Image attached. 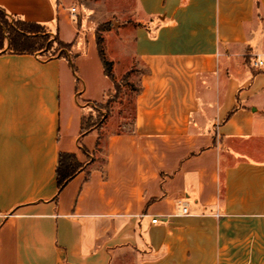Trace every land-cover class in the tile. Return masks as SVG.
<instances>
[{
  "label": "crops",
  "instance_id": "crops-1",
  "mask_svg": "<svg viewBox=\"0 0 264 264\" xmlns=\"http://www.w3.org/2000/svg\"><path fill=\"white\" fill-rule=\"evenodd\" d=\"M123 2L118 54L101 32L115 81L138 68L130 122L113 102L82 133L114 90L106 18L85 0L79 24L78 0H0L50 41L2 38L0 264H264V0ZM60 152L83 167L58 190Z\"/></svg>",
  "mask_w": 264,
  "mask_h": 264
},
{
  "label": "rangeland",
  "instance_id": "rangeland-1",
  "mask_svg": "<svg viewBox=\"0 0 264 264\" xmlns=\"http://www.w3.org/2000/svg\"><path fill=\"white\" fill-rule=\"evenodd\" d=\"M86 3L85 5L88 6L91 11H89L88 14H92L89 18V21L91 23H94L96 20L92 17L93 14H95L94 12H96V17L98 19H103L106 18V20L102 23H99L95 29H94V35L96 33V30L98 28V26L103 25L104 29H110V32H107L105 34L106 36V50L105 53L106 55H108V57H112V53L114 54H118L120 52L119 50V46H117L114 43L113 38H115V33L118 35L123 34V36L125 37L126 34H130V29L131 26L135 25V21L131 20V19H126L127 17H123V15L121 14H117V12L119 11V9L122 7V5L124 4V0H105V3L100 4L103 0H85ZM84 0H78V3L76 5V20L79 23L82 22V17L86 15L85 9L82 8V4H83ZM99 5V6H98ZM97 7V8H96ZM112 14H116V15H112ZM101 36H102V32H100ZM1 36V35H0ZM103 38V37H102ZM47 37H44V44H50V41H46ZM48 40V39H47ZM129 44V43H128ZM3 46V41L0 38V48ZM61 48V46L59 44H54V46H52L48 51H46V55H52V54H56L58 53L59 49ZM124 52L128 53L130 52L131 46L125 44L123 46ZM112 52V53H111ZM122 52V51H121ZM122 65H119L117 68L114 69L115 74H118V72H120L122 70ZM134 71H138V68L134 66H132L126 73L127 76L125 78H123V76L116 81L118 83V92H117V96L116 98H114L110 103H109V107L108 109L104 108L103 106L101 107V110H97V112L94 114V116H91V119L88 120V123H93L95 122L98 118L101 117V115H104L109 113L110 111V107L111 104L113 102H119L121 104H123L125 106L124 111H125V117L128 118L126 121L123 122H130V118H131V106L133 103V98L134 95L136 94V91H138V79H137V75L138 73L135 72V77L131 76V72ZM132 78V79H130ZM131 80V81H130ZM104 114H103V113ZM123 127H127V125L125 124Z\"/></svg>",
  "mask_w": 264,
  "mask_h": 264
},
{
  "label": "trees",
  "instance_id": "trees-1",
  "mask_svg": "<svg viewBox=\"0 0 264 264\" xmlns=\"http://www.w3.org/2000/svg\"><path fill=\"white\" fill-rule=\"evenodd\" d=\"M26 29L40 31L39 26L22 23V22H15L9 23L7 18L4 16L3 12L0 10V38H3L4 32L7 34V38L9 40V46L14 50H31L32 48L38 46L43 47L44 45V38H41V42L38 41V44L35 45V42L38 40L37 37H30L26 34ZM104 29L103 25L98 26L96 33H95V41L98 50V54L102 60L104 71L106 76H108L114 84V90L107 94L106 99L102 103H94L93 108L96 110H102L101 107L108 109L109 103L116 98L117 90H118V83L114 80L113 74L111 72V62L107 61L104 58L103 53V38L100 32ZM61 47L67 48L68 45L62 44L58 42ZM127 76V73L124 74L123 78ZM91 119V116H88L82 120V133L91 129L92 127H97L103 121V115L98 118L93 123H88V120ZM83 164L80 163L74 153H67V152H60L58 154V161L56 166V184L58 190L62 189L64 185L79 171L82 169Z\"/></svg>",
  "mask_w": 264,
  "mask_h": 264
},
{
  "label": "built area",
  "instance_id": "built-area-1",
  "mask_svg": "<svg viewBox=\"0 0 264 264\" xmlns=\"http://www.w3.org/2000/svg\"><path fill=\"white\" fill-rule=\"evenodd\" d=\"M71 11H72V13L74 14V12H75V7H72L71 8ZM262 61L261 60H259V59H254V60H252L251 61V65L253 66V67H259L260 65H262ZM178 204H179V202H178ZM188 213V210H187V207H185V206H180V209H179V211L176 213V214H187ZM170 215H167V216H164V217H169ZM159 220H158V218L157 217H155V218H152L151 219V222L152 223H156V222H158Z\"/></svg>",
  "mask_w": 264,
  "mask_h": 264
}]
</instances>
